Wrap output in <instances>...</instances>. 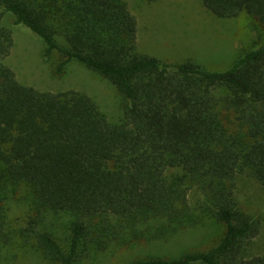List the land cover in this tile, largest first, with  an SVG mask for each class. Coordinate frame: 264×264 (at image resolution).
Masks as SVG:
<instances>
[{
	"label": "trees",
	"instance_id": "1",
	"mask_svg": "<svg viewBox=\"0 0 264 264\" xmlns=\"http://www.w3.org/2000/svg\"><path fill=\"white\" fill-rule=\"evenodd\" d=\"M201 2L219 18L247 13L264 26V0ZM5 14L42 40L44 56L58 55L55 74L76 61L112 83L119 118L84 92L21 83L5 62ZM136 33L124 0H0V264L12 262L17 237L51 262L78 264L209 224L223 227L211 246L129 264H264L253 252L261 220L236 197L242 175L264 185V34L213 71L142 53ZM19 192L31 213L15 229L9 204ZM63 215L65 243L39 227Z\"/></svg>",
	"mask_w": 264,
	"mask_h": 264
},
{
	"label": "rangeland",
	"instance_id": "2",
	"mask_svg": "<svg viewBox=\"0 0 264 264\" xmlns=\"http://www.w3.org/2000/svg\"><path fill=\"white\" fill-rule=\"evenodd\" d=\"M124 1L136 19L138 50L165 62L181 63L190 59L206 69L223 70L239 55L259 45L264 34V26L255 17L241 13L235 18H219L208 11L201 0ZM4 23L13 38L5 62L21 83L40 91L72 89L84 92L96 101L111 121L119 118L120 98L112 83L76 61H71L62 74H55L58 55L44 56L42 40L28 29L15 25L9 14H5ZM16 195L9 204V220L18 229L27 226L31 212L22 192ZM236 197L244 212L261 220L253 252L264 254V185L242 175L237 178ZM69 222L70 217L66 215L48 216L39 227L46 225L65 243ZM222 231L221 225L209 224L183 232L166 243L138 242L94 254L78 264H129L140 258L201 250L211 246ZM6 252L13 254L10 264H57L46 258L34 239L23 244L17 237Z\"/></svg>",
	"mask_w": 264,
	"mask_h": 264
}]
</instances>
